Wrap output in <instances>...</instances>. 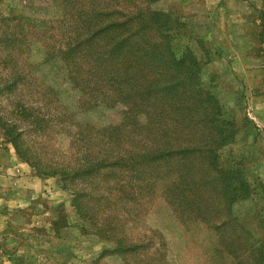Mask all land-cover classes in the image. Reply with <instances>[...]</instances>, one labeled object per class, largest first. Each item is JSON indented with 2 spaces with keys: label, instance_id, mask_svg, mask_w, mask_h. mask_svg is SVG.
<instances>
[{
  "label": "rangeland",
  "instance_id": "1",
  "mask_svg": "<svg viewBox=\"0 0 264 264\" xmlns=\"http://www.w3.org/2000/svg\"><path fill=\"white\" fill-rule=\"evenodd\" d=\"M102 8L116 12L103 22L129 18L131 32L140 27L136 14L148 17L146 10L168 14L179 29L164 38L148 25L137 37L144 43L133 61L138 78L127 85L125 99L116 91L95 98L86 89L97 84L91 72L79 66L72 80L63 58L64 43L76 38L78 13ZM261 9L262 0H0V121L21 130L34 162L78 172L95 165L61 188L57 176L39 175L19 158L0 125V264L7 255L20 264H252L254 240L264 229ZM151 40L161 52L177 55L187 46L197 58L206 54L201 90L254 126L217 152L220 167L245 159L253 188L228 210L203 154L139 160L199 146L209 133L197 112L168 104L166 98L175 97L161 92L165 80L152 84L149 70L158 63L147 60ZM153 98H162L158 109ZM207 169L213 178L196 187ZM71 192H78L89 218L72 207ZM117 240L131 250L111 252Z\"/></svg>",
  "mask_w": 264,
  "mask_h": 264
},
{
  "label": "trees",
  "instance_id": "2",
  "mask_svg": "<svg viewBox=\"0 0 264 264\" xmlns=\"http://www.w3.org/2000/svg\"><path fill=\"white\" fill-rule=\"evenodd\" d=\"M104 9L95 10L91 16L83 17L78 13L81 18L75 23L73 28L76 38L72 39L71 41L73 42L71 43L68 42V39L64 43L67 46L63 50V58L66 64L69 65L68 67L65 64L67 73L72 80L79 74V66H84L85 72L87 69L91 72L97 84L89 86V88L86 87V89L95 91L97 95L95 98H108L110 92L116 91L118 95L125 99L128 94L125 90L127 85H129L131 80L138 78V72L133 67V61L137 62L135 57L138 55L137 51L141 50V43L143 42L137 41V37H141L144 34L148 25H151L155 31L160 32L164 38L168 36L169 31H172V29L174 33L179 29L172 27L171 23L174 21L171 20L168 14L146 10L148 17L141 19L136 14L134 18L136 24H139L140 27L136 31L131 32V28L128 26L129 18L106 20L103 22L102 20L109 17L110 14H116L115 10ZM259 20L262 27L259 35L262 46L259 51L264 63V0H262ZM98 38L104 39V43L95 45V41ZM151 41L149 43V50L151 52L147 53V60L150 63L163 65L150 67L149 72L154 74L151 79L152 84L156 86L154 80L159 77L165 80V83L161 86V92L170 97H175L166 98L169 100L168 104L175 105L178 103L177 106L175 105L176 107L184 106L189 109V112H197L198 114L196 115L198 116L196 117H198V122L208 125L209 133L212 131L214 135L209 136L208 133V138L203 139L202 144L199 146H189L187 150L175 151L162 149L147 159L141 157L139 160H146L147 162H154L152 164H156L162 158H169L168 156H189L191 158L198 154H203L210 170L215 173L218 179L220 194L223 199L222 203L228 210L235 202L247 199L253 193V188L245 176V159L232 160L230 165L220 167L217 166V152L223 146L232 143L239 133L243 131L250 132L254 126L246 116H233L230 110H223L210 90H201L197 79L201 65L207 61L206 54H204V60L199 57L197 58L187 46H183L177 55L167 48L164 52H161L158 51L156 42L154 40ZM173 74H176V76H173ZM185 86L189 87V101L184 96ZM152 88L153 86L146 88L145 96L150 98ZM191 94L196 98H191ZM161 102L162 98H153L152 104L154 108L156 106V109H158ZM190 116H195V113ZM190 116L189 120H193ZM0 125L4 128V133L19 158L39 175L57 176L61 188H64L66 179L73 180V176L78 174L87 176L90 174V166H95L93 164L88 165L81 168L82 170L78 172L77 169L65 170L63 167L34 162V160H31L33 158L28 148L23 145L21 130H17L14 124L5 121H0ZM116 162L118 161L108 164H116ZM204 172H206L207 179L200 180L196 187H205L213 178L211 174H208L210 172L208 169L204 170ZM194 182L196 181H189L190 184ZM71 193L72 207L81 214V217L89 218L86 208L79 201L78 192ZM260 229L262 230V235L254 240L255 253L251 254L252 264H264L263 226ZM116 243L117 246L111 252L124 253L131 250L129 249L131 248L129 245L125 246L119 240ZM13 260L15 264H20L18 260Z\"/></svg>",
  "mask_w": 264,
  "mask_h": 264
},
{
  "label": "crops",
  "instance_id": "3",
  "mask_svg": "<svg viewBox=\"0 0 264 264\" xmlns=\"http://www.w3.org/2000/svg\"><path fill=\"white\" fill-rule=\"evenodd\" d=\"M11 165L13 166V168H15V167H14V164H11ZM21 167H22V166H21ZM21 169L24 170V167H22ZM14 172H15V170L9 168V172H8V173L13 174ZM9 179H10V180H14V178H13L12 175L9 176ZM15 181H18V179H15ZM12 197H13L12 192H11V193H10V192L7 193V197H6L7 200H10V201H11V200L13 199ZM2 259H3L2 262H3L4 264H15V261H14L13 259L18 260L17 257L12 256V255H11V256H10V255H7L6 257H4V258H2ZM2 262H1V263H2Z\"/></svg>",
  "mask_w": 264,
  "mask_h": 264
}]
</instances>
